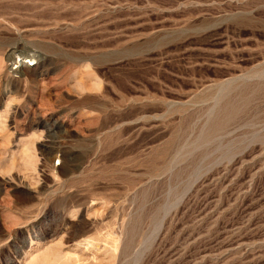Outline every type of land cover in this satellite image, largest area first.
<instances>
[{
	"label": "rangeland",
	"instance_id": "1",
	"mask_svg": "<svg viewBox=\"0 0 264 264\" xmlns=\"http://www.w3.org/2000/svg\"><path fill=\"white\" fill-rule=\"evenodd\" d=\"M0 264H264V0H0Z\"/></svg>",
	"mask_w": 264,
	"mask_h": 264
},
{
	"label": "bare ground",
	"instance_id": "2",
	"mask_svg": "<svg viewBox=\"0 0 264 264\" xmlns=\"http://www.w3.org/2000/svg\"><path fill=\"white\" fill-rule=\"evenodd\" d=\"M13 49V51L10 53V55L7 57V60L9 61V60H11V58H12V56H13V54H14V48H12ZM29 150V149H28ZM27 153V149L25 150V153L24 154H26ZM29 162V161H28ZM29 166V165H28ZM31 167V166H30Z\"/></svg>",
	"mask_w": 264,
	"mask_h": 264
}]
</instances>
